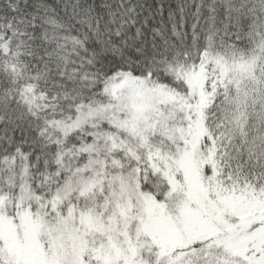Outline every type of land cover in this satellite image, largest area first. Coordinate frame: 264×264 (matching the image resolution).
Instances as JSON below:
<instances>
[{"label": "snow or ice", "instance_id": "snow-or-ice-1", "mask_svg": "<svg viewBox=\"0 0 264 264\" xmlns=\"http://www.w3.org/2000/svg\"><path fill=\"white\" fill-rule=\"evenodd\" d=\"M0 264H264V0H0Z\"/></svg>", "mask_w": 264, "mask_h": 264}]
</instances>
